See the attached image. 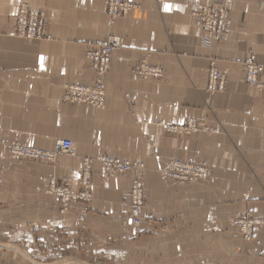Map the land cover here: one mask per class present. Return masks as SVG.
<instances>
[{
    "label": "crops",
    "instance_id": "obj_1",
    "mask_svg": "<svg viewBox=\"0 0 264 264\" xmlns=\"http://www.w3.org/2000/svg\"><path fill=\"white\" fill-rule=\"evenodd\" d=\"M132 1L139 7L112 23L104 0H0V264H122L148 253L146 241L157 258L188 264L200 260L209 241L223 240L231 264H264V229L257 227L248 242L229 226L239 213L264 218V72L262 88L243 79L250 53L264 65V0H227L224 40L209 45L202 44L192 12L223 0ZM24 2L46 13L51 39L15 35ZM110 35L124 42L105 76V107L65 102L66 84L95 80L89 43ZM142 59L161 75L134 74ZM211 59L227 77L214 94L206 89ZM189 117L213 132L164 133L162 123ZM4 139L46 148L69 139L76 154L52 162L21 159L3 147ZM98 154L146 165L140 225L126 218L135 171L106 177L96 162L92 199L65 212L47 195L52 178L78 192L83 159ZM171 158L208 166L210 182L166 179L159 171ZM241 244L248 246L243 253Z\"/></svg>",
    "mask_w": 264,
    "mask_h": 264
},
{
    "label": "built area",
    "instance_id": "obj_2",
    "mask_svg": "<svg viewBox=\"0 0 264 264\" xmlns=\"http://www.w3.org/2000/svg\"><path fill=\"white\" fill-rule=\"evenodd\" d=\"M107 7V14L111 21L120 16H126L139 7L132 0H104ZM197 24L204 30L202 36L206 43L215 39L222 41L223 35L228 28L229 7L227 0H223L220 4L214 6H205L200 11L194 13ZM16 36L27 40L33 39H51V35L47 32V23L45 13L24 3L17 16L15 23ZM92 43V42H91ZM123 46V38L120 36H109L91 46L86 51V58L90 66L96 73V78L92 84L84 83H68L65 85L63 99L65 102L76 105H89L95 108L103 107L105 104V82L106 73L112 65L113 54ZM146 68L143 61L135 67L137 74L159 76L160 70ZM264 72V65L259 63L253 56L245 61L244 81L255 87H263L260 76ZM227 81L225 74L217 69L211 72L209 89L212 91L223 89ZM199 129L196 120L190 119L184 126H169V130L180 133H192ZM3 146L13 156L22 159H35L40 161H52L62 155H75V143L69 139L57 141L53 150L45 151L43 149L16 141L5 139L2 141ZM96 162L103 167V174L107 177H115L128 171H135V177L131 181L130 199L128 202L129 211L127 218L135 225H140L144 218L143 196L144 186L143 177L145 171L144 163L140 161H126L110 155H97L95 157H85L83 159L81 183L82 191L74 192L68 182L57 184L55 179L49 182L47 193L54 195L66 210L71 203L81 201H90L92 199L91 184L92 172ZM172 178L182 181H192L205 178L209 173L208 169L198 164H191L180 159L170 162L168 168ZM264 173V170H263ZM235 224L240 228L243 237L250 241L253 236L255 227L264 229V219L243 218L238 219Z\"/></svg>",
    "mask_w": 264,
    "mask_h": 264
},
{
    "label": "rangeland",
    "instance_id": "obj_3",
    "mask_svg": "<svg viewBox=\"0 0 264 264\" xmlns=\"http://www.w3.org/2000/svg\"><path fill=\"white\" fill-rule=\"evenodd\" d=\"M24 3H27V2H24ZM24 3H22V5L24 4ZM21 5V6H22ZM228 5V4H227ZM21 6H20V8H21ZM30 6V5H29ZM205 6H214L213 4H210V5H203V6H201L199 9H197V10H194L193 12H192V17H193V19H194V22H195V25L197 26V27H199L200 29H201V31H202V33H203V35L205 34V32H204V30L197 24V19H196V17H195V15H194V13L195 12H198V11H200L203 7H205ZM31 7V6H30ZM20 8H19V10H20ZM32 8V7H31ZM33 9H35V8H33ZM19 10H18V12H19ZM36 10H39V9H36ZM39 11H42V10H39ZM18 12H17V14H18ZM42 12H44V11H42ZM45 13V12H44ZM17 14H16V16H17ZM229 14H230V10H229ZM45 16H46V23H47V15H46V13H45ZM117 19H115V20H113V21H111L112 23H114L115 21H116ZM15 23H16V18H15ZM228 27H229V21H228ZM227 30H228V28H227ZM227 30H226V32H227ZM14 32H15V34H16V31H15V24H14ZM225 32V33H226ZM225 33H224V35H223V39H222V41H216L215 39H211V40H209L207 43L205 42V41H203V39L201 40L202 41V44L203 45H209L212 41H214V42H216L217 44H221L222 42H223V40H224V36H225ZM110 36H118V35H110ZM109 37V36H108ZM107 37V38H108ZM22 38V37H21ZM23 39H25V38H23ZM106 39V38H105ZM27 40V39H26ZM104 40V39H103ZM29 41V40H28ZM98 41H100V40H98ZM97 41V42H98ZM123 42H124V40H123ZM96 43V41H93L92 43L90 42L89 44L91 45V46H93L94 44ZM90 46V47H91ZM250 56H253L255 59H256V56L254 55V53H250L246 58H245V60L243 61V67H244V70H245V61H246V59H248ZM257 60V59H256ZM143 61V64L146 66V68H148V70L150 71V72H152V70L151 69H157V70H159V68H152L151 66H148V64L146 63V60L145 59H142L141 61H139L138 63H137V65H139L141 62ZM260 63V62H259ZM136 65V66H137ZM135 66V67H136ZM135 67L133 68V73L134 74H137L136 72H135ZM110 69H111V67H110ZM213 69H217V70H219L218 69V67L216 66V61H215V59H211L210 60V67H209V73H208V82H207V87H206V89H207V91L208 92H210L211 94H214L216 91H218V88L216 89V90H214V91H212L211 89H209V82H210V77H211V72H212V70ZM110 71V70H109ZM108 71V72H109ZM161 71V70H160ZM220 71V70H219ZM221 73H223L222 71H220ZM223 74H225V73H223ZM106 75H107V73H106ZM105 75V76H106ZM138 76H140V77H143V78H145V77H152V74H148L147 76L146 75H142V74H137ZM160 75H161V72H160ZM226 75V74H225ZM95 78H96V76H95ZM104 82H105V78H104ZM251 86V85H250ZM225 87V86H224ZM255 87V86H254ZM259 88V87H258ZM262 88V87H261ZM106 90V89H105ZM219 90H222V89H219ZM64 96V95H63ZM105 97H106V93H105ZM64 100V99H63ZM105 107V104H104V106L103 107H99V108H97V109H101V108H104ZM95 108V107H94ZM190 119H195L196 120V123H197V125H198V127H199V129L197 130V131H195V132H192V133H180V132H175V131H171L170 132V130H169V126H175V125H177V126H184L185 124H187L188 123V121L190 120ZM162 126H163V131H164V133L165 134H172V135H190V134H193V133H196V132H198V131H201V130H206V131H210V132H213V129L212 128H210V127H200V125H199V123H198V120L196 119V118H194V117H189L186 121H185V123H183V124H174V123H167V124H163L162 123ZM5 140V139H4ZM12 140H16V141H19V142H22V143H25V144H28V143H26V142H24V141H21V140H18V139H12ZM57 141H59V140H57ZM57 141L55 142V145H56V143H57ZM2 143V142H1ZM3 145V144H2ZM28 145H30V144H28ZM54 145V146H55ZM31 146H34V147H37V148H40V149H43V150H45V151H51V150H53V148L54 147H52V148H46V147H40V146H36V145H31ZM4 147V146H3ZM5 148V147H4ZM8 151V150H7ZM98 155H100V154H98ZM103 155H107V154H103ZM97 156V155H96ZM110 156H112V155H110ZM59 157H61V156H59ZM58 157V158H59ZM95 157V156H94ZM115 157V156H114ZM58 158H56V159H54V160H52V161H55V160H57ZM118 158V157H117ZM22 159V158H21ZM175 159H179V158H171V159H169L168 161H167V163L160 169V174L162 175V176H164L166 179H168V180H170V181H173V182H175L176 184H179V185H189V184H193V183H198V182H200V183H208V182H210V181H208V180H210V178H211V175H212V171H211V169L208 167V166H206V165H202V164H199V163H194V162H191V161H187V160H184V159H180V160H182V161H185V162H188V163H191V164H198V165H201V166H204L206 169H208V175L205 177V178H203V179H197V180H192V181H182V180H176V179H174V178H172L171 177V175L169 174V171H168V168H169V164H170V162H172V161H174ZM26 160H28V159H26ZM30 160H32V161H37V162H52V161H40V160H35V159H30ZM126 161H131V160H126ZM136 161V160H135ZM145 165V164H144ZM145 170H146V165H145ZM263 170H264V168H263ZM263 170H262V174H263V176H264V173H263ZM144 174H145V171H144ZM105 176V175H104ZM107 177V176H106ZM144 178L145 177H143V186H144V196H143V201H144V203H143V209L145 208V204H146V197H145V185H144ZM53 179V178H52ZM51 180V179H50ZM50 180H49V182H50ZM65 182H68V181H63L62 183H60V185L61 184H63V183H65ZM57 183V182H56ZM69 183V182H68ZM57 184H59V183H57ZM70 184V183H69ZM48 188H49V184H48V187H47V189H46V193H47V190H48ZM72 189V188H71ZM73 190V189H72ZM74 191V190H73ZM82 191V187H81V189L78 191L79 193ZM75 192V191H74ZM78 192H76V193H78ZM47 195H49V196H54V195H52V194H50V193H47ZM59 201V200H58ZM83 202H86V201H83ZM88 202V201H87ZM59 203H60V206H61V211L62 212H65L69 207H70V205H72V204H74V203H71L70 205H69V207L65 210L64 208H63V205L61 204V202L59 201ZM241 213H239L237 216H235L231 221H230V223H229V226H230V228L232 229V231L234 232V233H238V235L240 236V239H242V240H244V241H248V240H246L244 237H243V234H242V232H241V230H240V228L235 224V222L238 220V219H243V218H247V217H249V218H252V219H258V218H260V219H264L263 217H261V216H259V215H255L254 213H252V212H250V211H248V212H245V213H242L241 215H240ZM209 215L210 216H214L215 215V213H209ZM177 218H178V214H177V216H176ZM126 218H127V216H126ZM194 218H198V217H194ZM193 218V219H194ZM128 219V218H127ZM144 219V218H143ZM129 220V219H128ZM130 221V220H129ZM131 223H132V221H131ZM261 228V227H260ZM256 229H257V227H255V230H254V232H253V235H254V233H255V231H256ZM252 238H253V236H252ZM252 240V239H251ZM250 240V241H251ZM249 242V241H248ZM146 243L147 244H145V246H144V249H145V251L147 252L148 251V253H146L145 255H143V254H139V255H136L135 253H134V259H128L127 260V262L126 263H123L122 262V264H185L184 263V260H176L175 262L174 261H168L167 259H164V258H162V259H159V258H157V255L153 252V250L151 249V244H152V242L151 241H146ZM11 245V244H10ZM242 246H244V245H240L239 247L241 248ZM6 247H9V245L7 244L6 245ZM245 248L246 247H248L247 245L246 246H244ZM229 248V244H228V242L226 241V240H223L222 241V245H212L211 243H210V241L208 242V245H207V249L205 250L206 252H202V253H200L201 255V257L199 258L200 260H197V259H195V257H192V259H195V260H192V262L191 263H188V264H219V262H220V260H222V259H220V257H222L223 259H224V264H231V262H230V259H231V255L230 254H228L227 252H226V249H228ZM14 249V251H16L17 252V250L15 249V248H13ZM12 250V249H11ZM245 250V249H244ZM246 251V250H245ZM240 252L241 253H243V250H242V248H241V250H240ZM72 254V253H71ZM71 254H70V256H71ZM217 258V259H216ZM216 260H218V262L216 261ZM70 262H72V260L71 259H69V260H66V261H63V262H54V263H51V264H71ZM74 262H75V260H74ZM81 264H120V263H116V262H114V261H105V260H97V261H95V262H90V261H79ZM244 261H241V263H243ZM258 262V261H257ZM222 263V262H221Z\"/></svg>",
    "mask_w": 264,
    "mask_h": 264
},
{
    "label": "bare ground",
    "instance_id": "obj_4",
    "mask_svg": "<svg viewBox=\"0 0 264 264\" xmlns=\"http://www.w3.org/2000/svg\"><path fill=\"white\" fill-rule=\"evenodd\" d=\"M92 107V106H91Z\"/></svg>",
    "mask_w": 264,
    "mask_h": 264
}]
</instances>
